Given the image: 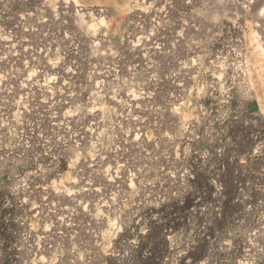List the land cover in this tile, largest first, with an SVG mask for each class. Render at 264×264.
<instances>
[{"label":"rangeland","instance_id":"rangeland-1","mask_svg":"<svg viewBox=\"0 0 264 264\" xmlns=\"http://www.w3.org/2000/svg\"><path fill=\"white\" fill-rule=\"evenodd\" d=\"M264 0H0V264H264Z\"/></svg>","mask_w":264,"mask_h":264},{"label":"bare ground","instance_id":"bare-ground-1","mask_svg":"<svg viewBox=\"0 0 264 264\" xmlns=\"http://www.w3.org/2000/svg\"><path fill=\"white\" fill-rule=\"evenodd\" d=\"M137 2V0H136ZM262 58H263V62H264V50H262Z\"/></svg>","mask_w":264,"mask_h":264}]
</instances>
